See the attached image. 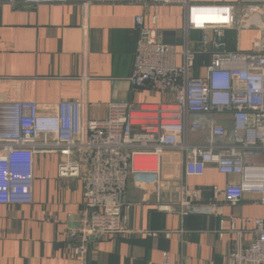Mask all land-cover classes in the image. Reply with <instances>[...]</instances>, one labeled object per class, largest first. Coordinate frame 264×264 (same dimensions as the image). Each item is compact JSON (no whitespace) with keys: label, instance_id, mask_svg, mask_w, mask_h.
<instances>
[{"label":"crops","instance_id":"crops-1","mask_svg":"<svg viewBox=\"0 0 264 264\" xmlns=\"http://www.w3.org/2000/svg\"><path fill=\"white\" fill-rule=\"evenodd\" d=\"M184 12L178 4L154 7L142 0L40 4L0 0V102L79 100L84 118L102 119L110 101L171 100L169 90L129 84L138 38L134 19L140 16L146 27L160 29L162 41L177 51L190 49L194 59L188 76L192 77L204 72L208 55L199 52L202 32L186 31ZM258 24L254 17L250 28L228 29V48L251 49L259 37ZM175 61L180 64L182 57L177 55ZM191 139L195 140V133ZM57 165V154L35 156L32 202L0 204V264H159L164 253L173 264H229L226 252L254 239L253 219L264 218V202L256 194L245 193L233 205L211 199L213 187L233 182L235 176L206 166L200 176L181 177V158L168 151L161 159L159 199L149 187L137 181L140 188L129 180V207L124 211L129 232L90 239L80 260L73 254L68 231L83 216L82 181L58 177ZM188 191L193 195L182 205ZM216 208L224 218L222 229ZM229 217L234 219L233 229Z\"/></svg>","mask_w":264,"mask_h":264},{"label":"built area","instance_id":"built-area-1","mask_svg":"<svg viewBox=\"0 0 264 264\" xmlns=\"http://www.w3.org/2000/svg\"><path fill=\"white\" fill-rule=\"evenodd\" d=\"M40 4L66 0H7ZM154 7H184L185 29L202 32L204 72L188 76L194 53L186 46L162 41V31L146 27L135 16L138 38L131 75L132 88L151 84L172 92L156 103L110 101L102 119L83 117L79 100L38 104L34 100L0 102V204L32 202L34 157L57 154V176L82 181L83 216L68 238L82 260L90 239L126 234L127 184L148 186L159 199L161 159L175 151L181 177L200 176L213 166L236 180L213 187L211 199L233 205L245 193L264 202V0L197 4L190 0H142ZM240 14L237 15V10ZM259 18V37L251 49L227 46L225 32L250 28ZM155 13L152 22H155ZM1 46V44H0ZM182 57L177 64L176 56ZM195 133V140L191 135ZM139 181L141 184H138ZM193 192H186L187 204ZM219 223L222 229V213ZM233 229V217H229ZM248 220V218L246 219ZM256 236L225 254L229 264H264V218L253 219ZM149 234H154L150 233ZM168 236V233L165 234ZM159 264H173L164 253Z\"/></svg>","mask_w":264,"mask_h":264},{"label":"rangeland","instance_id":"rangeland-1","mask_svg":"<svg viewBox=\"0 0 264 264\" xmlns=\"http://www.w3.org/2000/svg\"><path fill=\"white\" fill-rule=\"evenodd\" d=\"M142 186H143V184H142ZM145 186V185H144ZM148 187V186H147ZM141 188V187H140Z\"/></svg>","mask_w":264,"mask_h":264}]
</instances>
